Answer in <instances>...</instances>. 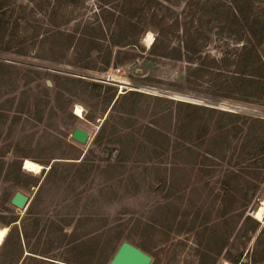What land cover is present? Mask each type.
<instances>
[{
    "label": "rangeland",
    "instance_id": "obj_1",
    "mask_svg": "<svg viewBox=\"0 0 264 264\" xmlns=\"http://www.w3.org/2000/svg\"><path fill=\"white\" fill-rule=\"evenodd\" d=\"M189 1L166 6L181 14ZM75 2L73 9L55 6V0H0L5 8L0 17V64L17 68L0 69V230L8 229L0 246V264H101L104 254L109 255V264L123 242L150 255L152 264H231L224 245L235 244L236 251L246 239H251L247 249L253 251L260 231L247 233L237 222L236 210L244 207L256 219L262 206L264 148L246 136V119L224 130L206 128L209 113L199 123L184 122L176 103L261 118L264 107L256 101L222 98L225 78L214 75L218 72L206 68L202 76L188 77L185 61L151 56L158 26L145 0H129L128 5L124 0ZM17 3L30 6L37 15L29 40L21 41L23 32L18 37L12 26ZM120 11L134 19L140 45L121 49V54L114 49L106 67L101 54L105 42H84L80 35L87 23L98 17L103 23L115 21ZM56 29L62 33L54 36ZM212 35L206 42L210 56H236L228 40ZM38 41L49 45L17 54L23 43L38 45ZM54 42L63 47L54 48ZM76 128L89 133L86 146L72 140ZM100 132L102 141L93 144ZM166 136L173 141L168 152L155 147H161ZM80 153L83 167L77 162L81 160H75ZM113 156L146 161L155 157L158 168L170 171L172 179L157 185L158 200L147 207L95 206L77 217L72 203L86 191L96 190L90 173L105 172ZM26 161L41 165L44 173L28 172ZM46 179L44 187L49 185L40 196L38 190ZM18 191L30 197L29 207L34 201V216L29 217V207L19 211L10 204ZM258 222L264 226V218ZM74 228L81 230L72 236ZM19 232L30 235L29 240L21 236L22 245ZM259 242L263 246L257 252L264 248V235Z\"/></svg>",
    "mask_w": 264,
    "mask_h": 264
},
{
    "label": "trees",
    "instance_id": "obj_2",
    "mask_svg": "<svg viewBox=\"0 0 264 264\" xmlns=\"http://www.w3.org/2000/svg\"><path fill=\"white\" fill-rule=\"evenodd\" d=\"M63 1L65 0H55L54 5H65L74 7L73 9L77 8L75 0H72V2L71 0L70 2L67 1L64 4L61 3ZM128 2L129 0H124L125 5H128ZM145 2L147 5L146 8L151 13V16L156 19V25L158 26L155 40L149 49V54L151 56L180 62L185 61L189 66L188 77L197 76L199 74L202 76V72H204L206 68L211 69L212 72H218L219 74L209 73L212 75L224 76L223 85L226 94L223 95L222 98L235 99L245 103L256 101L264 107V0H204L201 5L197 4L196 0H190L181 14L175 12L166 5L177 6L180 5L182 0H145ZM155 6L159 7L162 13L155 8ZM30 8L31 7L26 4L17 3L15 11L12 12V26L16 31V35H19L18 32H23L22 38H19L21 41L29 40L33 33L32 25L34 23L32 21L35 19L34 16L36 14L35 12L31 13ZM4 9V6L0 5V17H2L1 14L4 13ZM128 13L131 14V12ZM159 13H161L160 19H158ZM206 18L209 19L207 23L205 22ZM68 21L70 20H67V22ZM0 23L3 22L0 21ZM206 26L208 27L207 29L205 28ZM2 28L5 31L7 30L5 26ZM137 28L138 26L135 24L134 19L130 18L127 13L120 11L115 21H106L103 23V19L98 17L95 22L87 23V26L84 29L82 28L85 33L80 35V39L84 42L89 40L104 41L105 50L102 51L101 54L106 58L104 62L106 67H109L113 59L114 49L118 48L119 54H121V49L139 47L141 36L137 34ZM56 30L57 32L54 33V36L62 33L61 29ZM145 32L146 31H144V33ZM213 32L219 40H228L227 44L234 46L236 53L234 58L223 55L221 58L216 59L206 52V42L211 40L210 38H212ZM1 35L2 39H4L5 34ZM174 40L177 42H174ZM35 44L23 43L21 45V50L17 52V54L26 55L28 51L32 49L38 52L39 48L49 45L44 41H38V45ZM54 45L56 49L63 47V44L61 45L58 42H54ZM35 47L37 48L35 49ZM239 48L241 49L239 50ZM118 56L119 55L115 58ZM207 62H209V64ZM13 68L15 67L0 64V69L3 70H12ZM34 75L39 77L40 72L36 71ZM131 93L135 95L139 94L138 92ZM176 109L178 117L182 121L188 123H199L201 118L204 117L203 115L209 113L207 119L204 121V127L209 128L212 126L217 130L228 129L233 125H237L239 120L244 118L247 121L245 125L248 126L243 130L246 131V136L250 139L252 138L253 142L264 148V118L246 116L228 111L217 112L213 108L180 101L176 103ZM194 116L195 118H192ZM102 139L103 134L100 132L95 137L93 144L101 142ZM162 143L163 145L161 147L157 145L155 147L162 148L164 152H168L167 150L171 149L173 141L170 137L166 136L162 139ZM81 156L82 153H80L75 160H81ZM84 162L85 158L79 163V166L83 167L82 165ZM183 164L190 165L189 162H184ZM51 171H53V167L50 169L49 173ZM256 173L257 172L252 174ZM47 181V179L44 180L40 185L38 190L41 193L40 196L45 193L44 189L49 185L47 184L44 187ZM38 182L39 181L35 182L32 186L37 187L39 184ZM253 183L254 182L251 183V186L257 188L256 183ZM259 183L264 185V178ZM81 196H77L78 200L72 203V207L77 211V217L85 213V206L81 203ZM34 208L36 207L33 201L28 209V213L30 212L29 217L35 215ZM236 213L238 218L237 222L241 223L242 228H246L245 231L247 233L256 234L260 232L255 240L256 249L254 248L253 251L247 249L251 239H246V242L238 243L236 251L233 249L235 248V244L230 245L229 242H227L224 248L227 247L230 249L227 250L230 257L228 261L231 264H264V248H262L260 252H257L258 247L263 246L259 240H261V237L264 235V226L249 215L244 207L236 210ZM79 219V221H82L81 218ZM12 223H16V221ZM84 225L85 223L83 226ZM250 225L251 227L247 228ZM106 227H109L107 222ZM75 228L72 236L81 230H79V228L76 230ZM96 232L97 230L94 231V234ZM27 233L23 235L24 233L19 232V241L21 245L22 235L29 240L28 237L30 235ZM83 238L87 237L84 236ZM7 255L8 257L11 256V254H6L5 256ZM108 259L109 255L104 254V256L100 258L101 264L108 263ZM48 264H53V262L48 261Z\"/></svg>",
    "mask_w": 264,
    "mask_h": 264
},
{
    "label": "crops",
    "instance_id": "obj_3",
    "mask_svg": "<svg viewBox=\"0 0 264 264\" xmlns=\"http://www.w3.org/2000/svg\"><path fill=\"white\" fill-rule=\"evenodd\" d=\"M154 149L155 147L152 148ZM156 160L155 157L146 161L143 157L140 160L132 157L127 160L123 156H113L105 172L101 170L102 172H98L96 176L94 173L97 171H91L90 182L96 180L94 184L97 188L96 190L90 189L81 196L85 213L95 206L147 207L155 200L157 201L156 196L160 190L157 185L164 182L169 183L172 174L164 168H158L160 165L155 164ZM131 165H141V168H133ZM101 177L102 180L97 181ZM171 205L172 202L169 206Z\"/></svg>",
    "mask_w": 264,
    "mask_h": 264
},
{
    "label": "water",
    "instance_id": "obj_4",
    "mask_svg": "<svg viewBox=\"0 0 264 264\" xmlns=\"http://www.w3.org/2000/svg\"><path fill=\"white\" fill-rule=\"evenodd\" d=\"M51 86L50 82L48 83ZM72 140L86 146L90 140V135L86 131L76 128L72 134ZM10 204L19 211H25L30 204V197L20 191L16 192ZM153 258L132 245L129 242H123L109 264H152Z\"/></svg>",
    "mask_w": 264,
    "mask_h": 264
},
{
    "label": "bare ground",
    "instance_id": "obj_5",
    "mask_svg": "<svg viewBox=\"0 0 264 264\" xmlns=\"http://www.w3.org/2000/svg\"><path fill=\"white\" fill-rule=\"evenodd\" d=\"M150 36H151V34H150ZM77 114H78V116L82 115V109L80 107H78V109H77ZM25 168L28 170V172H31V173H39V172H41L43 170L42 169L43 167L41 165H38V164H36L35 162H32V161H26ZM254 216L256 217V219H258L260 221L264 218V199L262 201V206L255 212ZM7 232H8L7 228L6 229L4 228V229L0 230V246L3 244V241H4V239H5L6 235H7ZM225 264H228V263H225Z\"/></svg>",
    "mask_w": 264,
    "mask_h": 264
},
{
    "label": "built area",
    "instance_id": "obj_6",
    "mask_svg": "<svg viewBox=\"0 0 264 264\" xmlns=\"http://www.w3.org/2000/svg\"><path fill=\"white\" fill-rule=\"evenodd\" d=\"M120 70H118V72H119Z\"/></svg>",
    "mask_w": 264,
    "mask_h": 264
}]
</instances>
